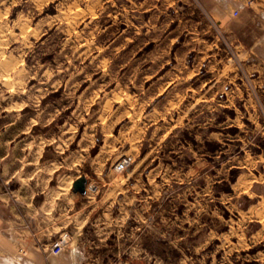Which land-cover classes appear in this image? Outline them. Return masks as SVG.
Here are the masks:
<instances>
[{"label": "rangeland", "instance_id": "374dc122", "mask_svg": "<svg viewBox=\"0 0 264 264\" xmlns=\"http://www.w3.org/2000/svg\"><path fill=\"white\" fill-rule=\"evenodd\" d=\"M208 5L0 0V171L33 169L38 139L47 160L77 149L79 174L128 177L167 239L154 264H264L263 23L231 33Z\"/></svg>", "mask_w": 264, "mask_h": 264}, {"label": "crops", "instance_id": "0c3cea01", "mask_svg": "<svg viewBox=\"0 0 264 264\" xmlns=\"http://www.w3.org/2000/svg\"><path fill=\"white\" fill-rule=\"evenodd\" d=\"M207 8L210 15L231 33L242 31L239 24L248 26L255 20L262 21L259 30L264 32V0H209ZM234 28L238 29L235 31ZM252 64L264 65V59L254 58ZM199 74H203L201 67L196 75ZM173 85L168 82L163 91H169ZM127 102L115 104L124 106ZM185 134L190 136L187 131ZM189 138L194 141V137L186 136L191 141ZM47 141L33 142L36 149L28 164L23 165L24 169L27 166H33V169L24 170L18 181L16 170L8 167L5 173L0 171V251L7 255L9 262L154 264V242H166L167 239L154 236V217L145 218V221H151L149 228L141 217H137L142 203L137 201V196H128V177L117 184L107 176L79 174L77 149L66 150L65 158L59 161L47 160V148L52 144ZM72 142L71 139L67 145L71 146ZM54 152L55 155L63 154L56 147ZM125 156L131 155H123L120 159ZM198 157H201L200 153ZM61 169L64 173L52 185L51 174ZM80 177L86 179L84 195L73 192V184ZM262 180L264 182V174ZM14 183L18 185L13 186ZM88 186L96 187V191H88ZM130 188L135 189L134 186ZM63 233L68 234L64 252L51 256L50 247Z\"/></svg>", "mask_w": 264, "mask_h": 264}, {"label": "built area", "instance_id": "2783aa9c", "mask_svg": "<svg viewBox=\"0 0 264 264\" xmlns=\"http://www.w3.org/2000/svg\"><path fill=\"white\" fill-rule=\"evenodd\" d=\"M234 15H237V13H234ZM131 162L132 159L129 156H125L114 166V169L116 172L121 173L127 169ZM88 191L94 193L96 191V187L88 186ZM67 243L68 234H61L58 239L53 242L52 246L50 247L49 254L51 256H58L62 254L65 250Z\"/></svg>", "mask_w": 264, "mask_h": 264}, {"label": "water", "instance_id": "95a60500", "mask_svg": "<svg viewBox=\"0 0 264 264\" xmlns=\"http://www.w3.org/2000/svg\"><path fill=\"white\" fill-rule=\"evenodd\" d=\"M73 192L84 195L86 193V179L84 177H80L73 184Z\"/></svg>", "mask_w": 264, "mask_h": 264}, {"label": "bare ground", "instance_id": "6f19581e", "mask_svg": "<svg viewBox=\"0 0 264 264\" xmlns=\"http://www.w3.org/2000/svg\"><path fill=\"white\" fill-rule=\"evenodd\" d=\"M128 97H129V96H128L127 94L119 95V96L117 97L116 102L119 103V104H122V103L128 101V99H129ZM118 191H119V190H118ZM5 261H6L7 264H12L11 262H9V261H7V260H5Z\"/></svg>", "mask_w": 264, "mask_h": 264}]
</instances>
